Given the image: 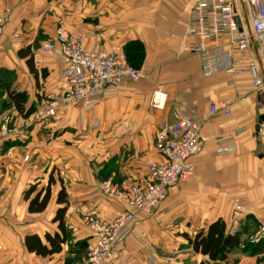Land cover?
Listing matches in <instances>:
<instances>
[{
  "label": "crops",
  "instance_id": "crops-1",
  "mask_svg": "<svg viewBox=\"0 0 264 264\" xmlns=\"http://www.w3.org/2000/svg\"><path fill=\"white\" fill-rule=\"evenodd\" d=\"M194 2L0 0V11L7 15L0 38V69L18 74L19 68L26 66L22 70L29 73L28 83L44 82L46 87L37 90L41 100L30 98L39 109L26 119L9 105L5 94L0 95V126L9 121L27 137L5 139L0 144V264L84 261L85 252H77L76 243L91 247L94 242L89 216L95 213L111 220L125 208L103 195L101 183L108 178L118 183L129 177L142 178L146 162L160 158L155 147L157 131L175 123L182 114L199 121L206 138L203 151L193 158L194 174L171 187L151 214L137 216L130 235L116 245L108 264L264 263V240L258 245L248 240L258 222H264V122L260 120L264 89H255L246 74L202 73L199 55L183 45ZM59 25L72 34L84 35L87 43L93 39L89 33L95 32L100 46L120 48L126 57L140 44L145 75L136 82H123L116 95L90 109L78 103L55 117L36 120L44 104L65 87L62 63L37 53L43 40L55 37ZM28 45L37 69L46 73L39 80L18 55ZM254 54L264 79V57L256 50ZM18 78L19 74L15 87L23 90ZM220 101L229 102L230 117L210 113L211 105ZM229 139L237 149L218 154L217 146ZM51 172L56 183L50 202L44 211L32 213L25 191L36 181L40 187L46 185ZM60 178L67 191L70 239L60 252L38 255L28 249L26 237L37 234L44 241L46 233L58 230L53 219L62 206L57 203ZM235 196L254 207L252 226L227 260L212 261L196 252L189 239L218 218L229 223Z\"/></svg>",
  "mask_w": 264,
  "mask_h": 264
},
{
  "label": "built area",
  "instance_id": "built-area-1",
  "mask_svg": "<svg viewBox=\"0 0 264 264\" xmlns=\"http://www.w3.org/2000/svg\"><path fill=\"white\" fill-rule=\"evenodd\" d=\"M6 24L7 15L0 11V38ZM89 36L93 38L91 43L86 42L84 35L72 34L62 26L56 30L54 38L40 44L37 53L55 57L62 63L65 87L59 96L49 99L48 106L38 115L53 117L78 103L90 109L101 100L116 95L123 82H136L143 76L141 69L127 60L122 49L106 50L99 45L97 33L90 32ZM183 45L189 52L199 55L205 76L246 74L255 89L262 92V68L254 51L264 57V0H195ZM161 100L160 97L158 105ZM210 113L230 117L233 112L229 102L220 101L211 105ZM201 126L190 115H180L175 123L157 131L155 147L160 158L146 162L142 178L129 177L119 183L108 178L101 183L103 195L124 204L125 208L111 220L95 213L89 216L88 225L95 239L85 260L75 264H108L116 245L130 235L137 216L151 214L164 201L171 187L193 176V158L203 151L206 141ZM26 138L6 123L0 126V144L5 139ZM235 149L237 145L232 139L216 148L218 154ZM28 159L26 155L25 160ZM250 215H255L254 207L239 196L233 197L229 232H239ZM248 240L251 244L264 240L263 221L258 222Z\"/></svg>",
  "mask_w": 264,
  "mask_h": 264
},
{
  "label": "trees",
  "instance_id": "trees-1",
  "mask_svg": "<svg viewBox=\"0 0 264 264\" xmlns=\"http://www.w3.org/2000/svg\"><path fill=\"white\" fill-rule=\"evenodd\" d=\"M133 52L131 57H126L132 64L134 62L133 55L143 56L141 45H136ZM18 55L26 60L30 73H32L35 78L39 80V77H45V70L40 72L36 67L35 55L31 45L20 49ZM133 65L137 67L135 64ZM16 76L18 77L14 70L0 69V95L2 96L5 94L9 105L13 106L15 110L26 119L36 111V105L30 101L29 94L26 90H19L15 87L14 83L16 82ZM59 181L61 182V188L57 196V203L62 206L57 209L53 219L54 222H57L58 230L53 234L46 233L44 241L37 234L28 235L26 237L28 249L38 255L47 256L60 252L63 248V244L70 239L66 223V212L68 210L67 191L61 178ZM54 183H56V178L53 172H51L46 185L40 187V181H36L25 191L24 199L28 201V210L30 212L39 213L47 208L51 199L52 185ZM251 217V215L247 217L245 226L235 234L229 232L230 223H226L222 218H218L211 222L206 230L199 231L193 239H189L190 243L196 252L208 256L212 261H225L230 254L240 247L241 236L248 232V228L252 226ZM259 243L260 242L252 245H258ZM76 244L79 245L76 251L79 252L80 249V251L82 253L85 252L87 256L90 247H84V244L82 242L79 243V241Z\"/></svg>",
  "mask_w": 264,
  "mask_h": 264
},
{
  "label": "rangeland",
  "instance_id": "rangeland-1",
  "mask_svg": "<svg viewBox=\"0 0 264 264\" xmlns=\"http://www.w3.org/2000/svg\"><path fill=\"white\" fill-rule=\"evenodd\" d=\"M59 27H62V26H58L57 27V29L59 28ZM56 29V30H57ZM44 41V40H43ZM42 41V42H43ZM134 53V52H133ZM130 54V53H129ZM132 55L130 54V57H131ZM133 59H134V62H133V64H135L136 66H137V68L138 69H141V71H142V74H143V76L145 75V69H142V66H143V63H142V61H143V59H144V57L143 56H140V55H133ZM132 62V61H131ZM24 68H26V66H24L23 68H19V70H18V74H19V78H18V81L20 80V87L21 86H23V90L24 89H26V91L28 92V94H29V98H32V101H34L33 99H35V98H38L39 97V100H41L42 98H41V96H40V93L38 94L37 93V90H39L40 92L45 88L46 89V87L44 86L45 85V83L43 82V83H41V82H39V81H37L35 84H30V83H28V81H27V74L29 75V73H27L26 71H23L22 69H24ZM16 73H17V71H16ZM17 74V75H18ZM142 76V77H143ZM141 77V78H142ZM16 79H17V76H16ZM14 85L16 86V83H14ZM40 87H43V89H40ZM44 95L45 94H43L42 96L44 97ZM48 104L49 103H45L44 105H45V107H43V108H41L40 110H44L45 108H46V106H48ZM36 105V104H35ZM92 107H94V105H92ZM39 108H36V111L35 112H37V110H38ZM39 110V111H40ZM34 112V113H35ZM33 113V114H34ZM57 116V115H56ZM53 117H55V116H53ZM35 119L36 120H45V117L43 116L42 117V115H35ZM10 128H15V127H13V126H11L10 124H9V121H6L5 122ZM16 129V128H15ZM29 160V159H28ZM28 160H25V161H28ZM258 226V225H257ZM257 228V227H256ZM251 234V233H250Z\"/></svg>",
  "mask_w": 264,
  "mask_h": 264
},
{
  "label": "water",
  "instance_id": "water-1",
  "mask_svg": "<svg viewBox=\"0 0 264 264\" xmlns=\"http://www.w3.org/2000/svg\"><path fill=\"white\" fill-rule=\"evenodd\" d=\"M260 120H261L262 122H264V114H262V115L260 116Z\"/></svg>",
  "mask_w": 264,
  "mask_h": 264
}]
</instances>
